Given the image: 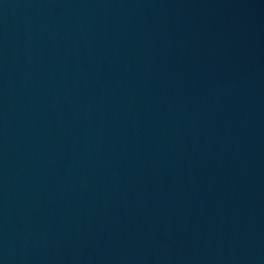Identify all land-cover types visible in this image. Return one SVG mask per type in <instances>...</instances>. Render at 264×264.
I'll list each match as a JSON object with an SVG mask.
<instances>
[{
	"label": "water",
	"instance_id": "1",
	"mask_svg": "<svg viewBox=\"0 0 264 264\" xmlns=\"http://www.w3.org/2000/svg\"><path fill=\"white\" fill-rule=\"evenodd\" d=\"M0 264H264V0H0Z\"/></svg>",
	"mask_w": 264,
	"mask_h": 264
}]
</instances>
